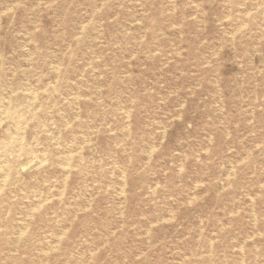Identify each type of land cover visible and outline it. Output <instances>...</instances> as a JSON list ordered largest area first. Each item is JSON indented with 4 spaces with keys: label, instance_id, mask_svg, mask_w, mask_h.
<instances>
[{
    "label": "rangeland",
    "instance_id": "obj_1",
    "mask_svg": "<svg viewBox=\"0 0 264 264\" xmlns=\"http://www.w3.org/2000/svg\"><path fill=\"white\" fill-rule=\"evenodd\" d=\"M0 105V264H264V0H0Z\"/></svg>",
    "mask_w": 264,
    "mask_h": 264
},
{
    "label": "bare ground",
    "instance_id": "obj_2",
    "mask_svg": "<svg viewBox=\"0 0 264 264\" xmlns=\"http://www.w3.org/2000/svg\"><path fill=\"white\" fill-rule=\"evenodd\" d=\"M34 92H35V91H34ZM34 97H36V96L34 95ZM5 100H6V99H5ZM1 102H2V101H1ZM3 102H4V101H3ZM9 103H10V102H9ZM24 106H25V105H24ZM0 107H1V105H0ZM38 107H39V106H38ZM3 108H4V107H3ZM29 109H30V108H29ZM29 109H28V110H29ZM2 110H3V109H2ZM31 110H32V109H31ZM4 111H6V110H4ZM20 114H21V113H20ZM29 115H30V114H29ZM32 116H33V115H32ZM23 117H24V116H22V119H23ZM28 118H29V117H27V119H28ZM18 119H19V118H18ZM25 119H26V117H25ZM25 119H24V120H25ZM21 123H22V122H21ZM18 124H19V123H18ZM24 124H25V123H24ZM16 125H17V123H16ZM18 127H19V126H18ZM8 129H9V128H8ZM9 130H10V129H9ZM7 131H8V130H7ZM22 133H23V132H22ZM22 133H21V134H22ZM19 134H20V133H19ZM10 135H12V134H10ZM17 136H19V135H17ZM20 136H24V135H20ZM9 137L11 138V136H9ZM1 139H4V138H1ZM18 139H19V138H18ZM20 139H21V138H20ZM20 139H19V140H20ZM9 140H10V139H9ZM19 140H18V141H19ZM18 141H17V142H18ZM21 141H22V140H21ZM21 141H20V142H21ZM5 142H6V141H5ZM5 144H6V143H5ZM5 144H4V145H5ZM17 144H19V143H17ZM20 145H21V144H20ZM17 147H19V146H17ZM4 148H5V147H4ZM19 149H20V147H19ZM19 149H18V150H19ZM19 151H20V150H19ZM19 151H16V152L18 153ZM15 154H16V153H15ZM16 157H17V154H16ZM16 157H15V159H16ZM6 159H7V158H6ZM0 165H1V164H0ZM5 176H6V175H5ZM6 178H7V177H6ZM2 179H3V177H2ZM3 182H5V179H4ZM242 251H243V250H242ZM243 255H244V254H243ZM242 260H244V259H242ZM241 263H243V262H241Z\"/></svg>",
    "mask_w": 264,
    "mask_h": 264
}]
</instances>
